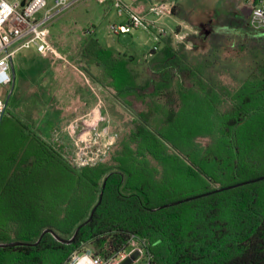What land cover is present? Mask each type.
Instances as JSON below:
<instances>
[{
  "label": "trees",
  "instance_id": "trees-1",
  "mask_svg": "<svg viewBox=\"0 0 264 264\" xmlns=\"http://www.w3.org/2000/svg\"><path fill=\"white\" fill-rule=\"evenodd\" d=\"M161 41L134 64L83 39L94 80L131 118L106 162L77 168L6 109L0 244L29 245L0 247V264H69L86 250L107 260L132 238L150 264H264V179L247 183L264 177V55L234 74L218 49ZM94 207L71 244L42 236L70 240Z\"/></svg>",
  "mask_w": 264,
  "mask_h": 264
},
{
  "label": "rangeland",
  "instance_id": "rangeland-1",
  "mask_svg": "<svg viewBox=\"0 0 264 264\" xmlns=\"http://www.w3.org/2000/svg\"><path fill=\"white\" fill-rule=\"evenodd\" d=\"M177 1L178 16L198 29L202 27L198 30L197 38H194L196 44L193 49L198 53L212 49L219 50L223 59L230 64L234 74L249 70L256 53L264 55V35L251 32L246 24L250 13L247 0ZM123 21L124 18L118 17L112 1L98 4L95 0H82L73 8L55 17L51 22L49 39L57 54L42 55L35 49L22 50L12 60L13 88L12 85L0 87L1 98L6 100L10 95L8 112L24 121L35 132V124H46L48 120H53L56 106L60 105V100L54 96L56 81L54 77L61 70V64H65L66 60L70 59L69 55H81L83 46L81 40L89 31H95V37L107 50H117L123 55L134 56L137 60L150 55L154 47L159 49V42L156 41L155 36L142 29L116 36L111 27ZM158 23L164 28L167 24L166 20H160ZM206 25H210L211 29L217 31V35L212 40L208 36L210 30L205 32ZM226 29L229 30L225 31ZM73 64L85 71L84 66L76 62ZM68 70L71 68L68 67ZM44 78L47 79L44 80ZM107 113L108 115H105L108 118L107 123L111 125L109 129L111 137L116 140L118 135L127 134L131 129L130 116L121 119L113 110ZM101 123H103L102 120ZM102 128H104L103 125ZM113 151L103 162L109 159Z\"/></svg>",
  "mask_w": 264,
  "mask_h": 264
},
{
  "label": "built area",
  "instance_id": "built-area-1",
  "mask_svg": "<svg viewBox=\"0 0 264 264\" xmlns=\"http://www.w3.org/2000/svg\"><path fill=\"white\" fill-rule=\"evenodd\" d=\"M82 0H0V87H10L13 83L11 67L15 55L22 50L35 49L42 55H56V49L49 39V28L53 19L73 8ZM99 3L108 0H95ZM119 18L125 20L112 25V32L116 36L129 34L134 30H145L155 36L157 42L164 36L174 35L179 43H184L187 36L169 31L158 21L170 18L173 15L172 2H155L147 13L137 12L123 3V0H111ZM250 6L249 26L258 33H264V0H247ZM154 51H158L154 47ZM7 105L0 97V125L6 112ZM98 115L92 110L87 120L86 137L79 136L75 141V156L73 164L77 168L95 166L109 155L115 138L108 130H95ZM138 250L141 259L134 264H150L145 259L143 243L130 239L126 249L104 260L94 257L91 250L82 254H74L71 264H118L131 252Z\"/></svg>",
  "mask_w": 264,
  "mask_h": 264
},
{
  "label": "crops",
  "instance_id": "crops-1",
  "mask_svg": "<svg viewBox=\"0 0 264 264\" xmlns=\"http://www.w3.org/2000/svg\"><path fill=\"white\" fill-rule=\"evenodd\" d=\"M108 1L104 3H108ZM155 2H172L174 4L173 15L170 18L165 19L167 22L166 26L169 27L165 26V28L169 31V33L175 32L179 35L187 36L184 44L186 45V48L188 50H194L193 47H195L194 45L196 44L194 38H197L198 30L201 29L202 27L198 29V27H194V25L188 24L184 18H180L178 16L179 8H178L177 0H123V3L126 6H128L134 11L142 12V13H147L149 7ZM97 3L104 4L99 2ZM249 16L250 13L247 17L246 24H248V27L250 28ZM51 26L52 24L50 25V28ZM204 28H205V32L208 29L210 30V34L208 36H210L211 40L217 35V31L211 29L210 25H206V27ZM228 30L229 29H226L225 31ZM251 32L259 35L263 34V33L255 32L252 29ZM87 33L93 34L94 36L96 34L95 31H89ZM189 37L192 39H190ZM172 38L175 44H180L178 40L175 39L174 35H172ZM226 38L229 39V37ZM162 47H163V43L160 39L158 51L161 50ZM110 51L114 55H120V56H125L127 58H131L134 64L137 63L139 60H143V59L137 60L135 59L134 56L123 55L122 53H119V51L117 50L114 51L110 50ZM147 57L150 58V55H148ZM147 57H145L144 59H147ZM69 58L70 59L66 60L65 64H61L62 65L61 70L54 77L56 80L54 84V89H55L54 96L60 100V105H57L55 109V113H56L55 117L53 120H48L46 124L44 123L35 124L34 128L36 132L46 142L62 148L65 157L73 163V158L75 156V151H76V147H75L76 139L79 136H82L84 138L87 135H89L88 132L87 133H83V132L86 130L85 128L87 126V120L89 119V114L92 110H96L98 113V115L96 116V118L98 117V120H97V124L95 125L96 126L95 130L97 129V131H99L101 128V129H106L109 132L111 125L107 123L108 118L106 117V115H108L107 112L109 110H113L117 115H119V117H121V119L123 117L125 118L129 117V115L126 112L122 103L114 96V92L110 89L104 88L96 80H94L93 76L98 71L96 67L93 68L88 67L84 63L81 55L79 54L69 55ZM73 62L78 63L80 66H84L85 71L78 68L76 65L73 64ZM68 67H70L71 70H68ZM12 72H13V64L11 67V74ZM12 79L14 82L13 75H12ZM45 79L47 78H44V80ZM108 106H110V108ZM101 120L103 121V123H101ZM101 124L103 125L104 128H102Z\"/></svg>",
  "mask_w": 264,
  "mask_h": 264
},
{
  "label": "water",
  "instance_id": "water-1",
  "mask_svg": "<svg viewBox=\"0 0 264 264\" xmlns=\"http://www.w3.org/2000/svg\"><path fill=\"white\" fill-rule=\"evenodd\" d=\"M10 96V95H9ZM9 96L8 98L5 100L6 102V105H8V100H9ZM264 177L262 178H259V179H255V180H252L250 182H247V183H252V182H257V181H260V180H263ZM233 187H236V186H231V187H228V188H224L223 190H228V189H232ZM219 191H222L219 190ZM206 195V194H205ZM201 196H196V197H191V198H187L185 200H182V201H178L176 203H173L171 205H167L165 207H168V206H173V205H177V204H180V203H183V202H188V201H191V200H194L196 198H199ZM97 207V206H96ZM96 207H94V209L92 210L91 212V215L89 217V219L84 222L81 226H79L74 234V236L70 239V240H64L62 238H60L59 236H57L56 234H54L51 230H45L43 233H42V236L49 233V234H53V236L55 237V239L61 243H65V244H71L73 241H74V238L76 237L78 231L80 230V228L82 226H84L86 223H88L91 219H92V216L96 210ZM41 236V237H42ZM40 237V239H41ZM39 239V241H40ZM38 241V242H39ZM25 245H29V244H26V243H23V242H9V243H4V244H0V247H3V248H6V247H16V246H25ZM35 245V244H34ZM141 259V253L136 250V251H133L131 252L126 258H124L123 260H121L118 264H134L136 261L140 260Z\"/></svg>",
  "mask_w": 264,
  "mask_h": 264
}]
</instances>
